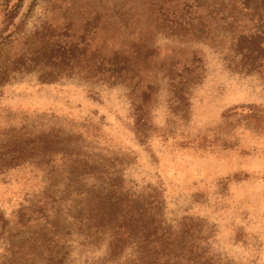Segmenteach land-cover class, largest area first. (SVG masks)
Masks as SVG:
<instances>
[{
	"label": "rangeland",
	"instance_id": "374dc122",
	"mask_svg": "<svg viewBox=\"0 0 264 264\" xmlns=\"http://www.w3.org/2000/svg\"><path fill=\"white\" fill-rule=\"evenodd\" d=\"M149 7L0 0V264H135L132 240L109 256L127 201L215 264H264V68L234 26L173 35ZM57 47L71 70L37 55ZM115 52L138 84L88 74Z\"/></svg>",
	"mask_w": 264,
	"mask_h": 264
},
{
	"label": "trees",
	"instance_id": "16d2710c",
	"mask_svg": "<svg viewBox=\"0 0 264 264\" xmlns=\"http://www.w3.org/2000/svg\"><path fill=\"white\" fill-rule=\"evenodd\" d=\"M21 1V0H20ZM216 0H147L151 6L144 13L148 20L161 22L173 35L181 33L200 35L203 39L209 37L206 31L207 22L210 19L214 23L235 27L232 38L233 54L241 63L242 68L249 71L264 68V0H230V5L222 7ZM18 3L8 11L11 13L18 9ZM237 14H244L250 19L252 27L241 23ZM131 19V18H129ZM239 24V25H238ZM163 27V26H162ZM161 29L157 27L156 30ZM45 46V45H44ZM38 56L46 59L47 65L61 70H71L75 61L71 53L67 56L60 53V48H45L37 52ZM77 62H80L76 58ZM88 74L96 76L98 81L107 84H131L135 82L136 76L133 70L122 63L119 53L115 52L108 60V68L97 67L92 64ZM138 84V81L135 82ZM121 204L112 201L108 204V215L114 214ZM150 206L143 201L136 204L127 201L123 204V211L114 216V220H123L124 224L119 225L110 234L114 237V242L109 244L110 260L114 261L118 253L127 246L121 244L117 238H125L133 244L139 253L135 264H215L198 248H189L181 244L176 235L165 230L160 221L154 220L150 216ZM117 227V226H116ZM184 233V232H183ZM178 245L181 248H177ZM176 250L171 252V250ZM170 250V252H169Z\"/></svg>",
	"mask_w": 264,
	"mask_h": 264
}]
</instances>
